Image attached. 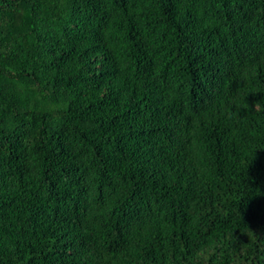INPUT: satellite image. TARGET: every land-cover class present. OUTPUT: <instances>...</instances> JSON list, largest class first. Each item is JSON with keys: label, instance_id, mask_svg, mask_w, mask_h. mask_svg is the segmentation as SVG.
<instances>
[{"label": "trees", "instance_id": "obj_1", "mask_svg": "<svg viewBox=\"0 0 264 264\" xmlns=\"http://www.w3.org/2000/svg\"><path fill=\"white\" fill-rule=\"evenodd\" d=\"M0 264H264V0H0Z\"/></svg>", "mask_w": 264, "mask_h": 264}]
</instances>
